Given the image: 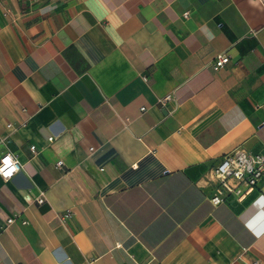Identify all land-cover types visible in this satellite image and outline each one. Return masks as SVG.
I'll list each match as a JSON object with an SVG mask.
<instances>
[{
  "label": "crops",
  "instance_id": "crops-1",
  "mask_svg": "<svg viewBox=\"0 0 264 264\" xmlns=\"http://www.w3.org/2000/svg\"><path fill=\"white\" fill-rule=\"evenodd\" d=\"M235 148L264 154V0H0V264H264V179L208 202Z\"/></svg>",
  "mask_w": 264,
  "mask_h": 264
},
{
  "label": "built area",
  "instance_id": "built-area-1",
  "mask_svg": "<svg viewBox=\"0 0 264 264\" xmlns=\"http://www.w3.org/2000/svg\"><path fill=\"white\" fill-rule=\"evenodd\" d=\"M187 12L182 13V18L186 19ZM228 63L225 55L214 56L210 68L215 71L222 68ZM171 101L169 95H165L157 100V104L163 106ZM142 111V109L140 110ZM52 141V138H47ZM30 151L34 152V148L30 147ZM56 168L61 166V162L57 161ZM20 170V165L15 157L10 154L0 156V180L5 182L11 179L15 173ZM209 179L215 183L214 192L208 199L212 206L225 203L228 199L240 203L252 195L258 189V185L264 179V154H247L240 149H233L224 154L218 163L212 168ZM41 198H36L35 203H41ZM68 218V214H63L60 220ZM12 222L11 219L6 220V224Z\"/></svg>",
  "mask_w": 264,
  "mask_h": 264
}]
</instances>
